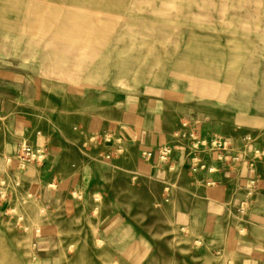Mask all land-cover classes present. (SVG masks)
I'll return each instance as SVG.
<instances>
[{"label":"rangeland","instance_id":"1","mask_svg":"<svg viewBox=\"0 0 264 264\" xmlns=\"http://www.w3.org/2000/svg\"><path fill=\"white\" fill-rule=\"evenodd\" d=\"M8 25L20 33L11 36L18 48L11 52L15 68L45 77L48 108L79 110L87 104L83 98L101 88L108 96L128 99L125 110L136 117L149 112L156 125L177 123L192 112H205L210 121L212 109L228 106V92H233L238 109H250V116L254 106L264 112V98L261 105L255 104L258 80L264 78V0H0V30ZM2 56L0 52V63ZM92 105L95 109L101 103ZM116 149L123 152L122 147ZM134 154L139 153L128 150L125 168L134 165ZM134 180L119 181L122 193L117 196L127 206L123 218L139 224L136 241L127 236L122 244L102 242L96 204L87 200L58 219L54 241L44 244L41 255L49 259L34 260L30 229L23 221L35 224L50 213L35 200L22 199V210L17 209L19 203L12 204L10 218L25 227L4 223L0 255L10 257H0V264H140L145 249L143 264H179L183 256L187 264H264V248L247 246L248 236L236 228L235 213L229 220L235 234L218 241L180 239L183 233L164 223L160 233L170 231L175 240L169 245L166 237L157 236L155 252L147 225L151 199L160 192L145 179ZM74 197L81 201L83 196Z\"/></svg>","mask_w":264,"mask_h":264},{"label":"crops","instance_id":"2","mask_svg":"<svg viewBox=\"0 0 264 264\" xmlns=\"http://www.w3.org/2000/svg\"><path fill=\"white\" fill-rule=\"evenodd\" d=\"M0 34L3 55L0 63V179H9L0 188V240L5 239L4 223L9 220L16 228L25 227L20 220L10 218V212H15L12 204L19 203L17 209L21 211L22 199H33L47 211L46 214L50 213L35 224L23 221L30 229V234H24L30 236L29 253L34 260L43 262L49 259L41 255L44 244L54 241L52 238L59 228L58 219L70 216L87 200L96 204V224L102 242L122 244L127 236L136 241L139 224L123 218L121 212L126 211L127 206L117 195L122 193L119 181L126 178L134 183L137 178L145 179L150 187L160 192L159 198L151 199V218L147 225L152 229L153 242L150 245L153 243L155 252L157 243L154 239L157 236L159 239L166 237L169 245L175 240L170 231L160 233L164 223L168 228L177 227L178 233H183L180 239L191 236L195 243H203L224 236L225 240L226 236L235 234L234 226L229 223L234 213L238 218L236 228H243L248 236L247 246L257 244L264 248V154L257 158L252 154L254 150L264 152V137L260 138V135L264 136L261 107L254 106L250 116V109H238L233 102V92H228V106L212 109L210 121L205 112H192L177 123L156 125L148 118L149 112L138 118L132 110H125L128 99L123 101L116 94L108 96L106 89L100 88L94 93L97 96L83 98L87 99V104L79 110L75 106L66 109L62 105L48 108L45 106L48 99L45 77L30 76L15 68L16 58L11 52L18 48L12 45L11 36L20 33L11 31L8 25V29L3 28ZM256 92L255 104L261 105L263 77L258 80ZM70 95L72 99L78 97ZM62 96L68 98V94ZM93 100L101 105L93 109ZM131 102L137 101L132 99ZM75 118L78 119L76 124ZM184 121H188L190 127L206 140L222 138L242 144L246 137H250L248 158L231 162L218 152L206 150L201 158L213 172L206 169L193 171L189 142L174 147L166 166L143 158L144 151L156 150L158 146L171 142L173 133ZM224 129L230 133H223ZM237 129L244 133H231ZM23 144L34 150L41 149L43 159L22 166L19 154ZM118 147H122L123 152L119 153ZM129 149L139 154L130 156L134 165L127 169L123 164L128 160ZM113 180L116 181L114 185ZM76 194L83 196L81 201L74 197ZM95 196L99 199L94 200ZM166 212L169 213L166 215ZM171 214L173 219H170ZM167 256L171 253L168 252ZM0 257L10 256L1 254ZM248 258L252 256L248 254ZM179 264H187V257L183 256Z\"/></svg>","mask_w":264,"mask_h":264},{"label":"built area","instance_id":"3","mask_svg":"<svg viewBox=\"0 0 264 264\" xmlns=\"http://www.w3.org/2000/svg\"><path fill=\"white\" fill-rule=\"evenodd\" d=\"M250 137H246L242 144H236L235 142L227 141L222 138H213L211 140L203 139L199 136L196 129H192L188 121H184L181 127L173 133L172 140L169 143L162 144L157 147L156 150H147L142 153L144 159L160 165H168L172 151L174 147L182 142H189L190 144V168L193 171L204 170L213 172L211 167H207L203 162L201 155L203 151H215L221 154V157L228 158L231 162H241L244 158H248V143L251 142ZM252 154L255 157H259L264 152L260 150H254ZM21 165H26L32 162H39L43 159V151L41 149L34 150L29 145L23 144L21 146L20 154ZM8 178L0 179V188L4 187L8 183ZM254 181H251L253 185ZM211 183H208L210 185ZM4 195V193H3Z\"/></svg>","mask_w":264,"mask_h":264},{"label":"bare ground","instance_id":"4","mask_svg":"<svg viewBox=\"0 0 264 264\" xmlns=\"http://www.w3.org/2000/svg\"><path fill=\"white\" fill-rule=\"evenodd\" d=\"M147 249H145V251L143 252V257L141 258V263L140 264H143V260H144V258H145V256L147 255Z\"/></svg>","mask_w":264,"mask_h":264}]
</instances>
